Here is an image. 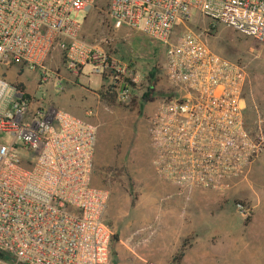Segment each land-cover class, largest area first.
Here are the masks:
<instances>
[{"label":"built area","instance_id":"1","mask_svg":"<svg viewBox=\"0 0 264 264\" xmlns=\"http://www.w3.org/2000/svg\"><path fill=\"white\" fill-rule=\"evenodd\" d=\"M96 3L0 0V70L22 65L45 83L57 58L71 78L88 69L129 102L140 83L135 68L85 42L71 20ZM193 10L264 45V0H109L108 16L115 30L165 47L172 93L150 119L155 173L182 191L224 192L264 154V121L251 128L245 117V68L192 30L179 33ZM28 96L0 75V137L11 139L0 141V264H111L110 195L92 185L98 128L56 108H34ZM238 209L250 216L243 204Z\"/></svg>","mask_w":264,"mask_h":264},{"label":"rangeland","instance_id":"2","mask_svg":"<svg viewBox=\"0 0 264 264\" xmlns=\"http://www.w3.org/2000/svg\"><path fill=\"white\" fill-rule=\"evenodd\" d=\"M108 3V0H97L90 13H73L71 20L82 26V39L85 42L100 47L119 59H123V56L133 58V67L140 78V83L132 92V99L129 102L123 103L116 99L114 104H109L93 94L82 98L76 96L71 100L68 87L65 92L59 91V84L66 86L68 73L65 65L57 58L46 67L49 80L45 83L41 82L38 74L30 72L22 65H14L8 70L2 69L0 75L5 76L12 84L21 83L29 91L32 89L35 101L39 102L37 108L40 106L56 108L75 117L87 119L97 126L98 139L92 185L109 192L110 202L106 221L113 233L115 218L131 210V201L134 198H167L154 196L157 192L144 188L151 183L166 182L154 171L153 150L148 131L152 114L165 97L172 93V88L163 74L156 84L155 96L146 97V87L150 84L147 77L153 65H163L164 69L165 47L152 42L139 32L125 28L115 30L108 16ZM191 14L192 19L185 27L179 28V33L185 28L192 30L214 52L242 64L245 68L249 77L245 117L253 128L259 120L264 121V45L234 29L214 25L195 10ZM79 82L85 91H98L104 84V79L89 74L86 69ZM1 140L5 143L11 141L5 136L0 137ZM177 197L188 205L182 221L189 229L201 221L199 226H203V231L211 222L212 216L216 220L223 217L216 222V232L223 230V225L228 227L227 231L250 232L253 240L260 237L259 243L261 249H264V154L253 164L248 175L235 181L229 190L224 192L178 190ZM198 201L203 202L201 208L195 207ZM239 204L248 208L250 216L243 217L240 214ZM196 209H202L203 214H196ZM248 218H251V221L246 223ZM192 232L187 237L190 240L188 247L193 246L195 233L193 230ZM113 241L110 248L111 264H118Z\"/></svg>","mask_w":264,"mask_h":264},{"label":"crops","instance_id":"3","mask_svg":"<svg viewBox=\"0 0 264 264\" xmlns=\"http://www.w3.org/2000/svg\"><path fill=\"white\" fill-rule=\"evenodd\" d=\"M81 77L73 79L68 76L63 92L68 87L71 100H74L76 96L89 97V94L99 97L97 91H85L82 88L79 82ZM104 85L105 81L102 87ZM25 91L30 96L33 107L37 108L39 102L35 101L32 89ZM66 113L73 116L69 112ZM144 189L157 192L154 196H167V198H135L134 205H132L133 200L131 201V210L115 218L113 233L116 238L112 244L118 264H173L174 256L179 252L187 237L193 233L192 230L195 233L193 246L187 247L180 264H264V249H261L260 237L258 239L255 237L253 240L250 232L227 231L228 227L225 225H223L224 229L219 227L223 230L216 232V222L223 217L216 220L212 216L211 222L203 231V226H199L201 221H199L200 224L191 226L189 229L182 221L188 205L177 197L179 190L177 187L168 182H155L146 185ZM194 191L215 192L201 189ZM202 203V201L196 202L195 207L201 208ZM195 213L203 214V210L196 209ZM106 216L107 212L105 222L112 231L106 221ZM253 235L259 236L260 234Z\"/></svg>","mask_w":264,"mask_h":264},{"label":"trees","instance_id":"4","mask_svg":"<svg viewBox=\"0 0 264 264\" xmlns=\"http://www.w3.org/2000/svg\"><path fill=\"white\" fill-rule=\"evenodd\" d=\"M109 1V0H108ZM108 7H109V3H108ZM214 29H215V26H214ZM153 42V41H152ZM124 59V61L130 63L131 66L134 65V61H133V58H126L125 56L122 57ZM242 65V64H241ZM164 74V71H163V65L161 66H154L153 65V68L151 69V71L148 73V77H147V80H148V86L146 87V97H149L151 95L155 96L156 94V84L158 82V79L160 76H162ZM16 86H18L20 89H22L23 91L26 90V87L24 84H14ZM97 95L100 97V99L105 102V103H109V104H114L116 102V99H117V95L116 93H114L111 88H106V86L104 85L99 91L96 92ZM29 97V96H28ZM157 97V96H156ZM171 95L165 97V100L170 98ZM30 98V97H29ZM154 98V97H153ZM164 99V98H163ZM135 204V198L133 199V202H132V205ZM251 221V218H248L246 220V223H249ZM115 236H112V240H115ZM111 240V241H112ZM189 239H186L182 245V247L180 248L179 252L174 256L173 258V264H180L181 263V260L183 259L184 255H185V251L187 249V245L189 243Z\"/></svg>","mask_w":264,"mask_h":264}]
</instances>
